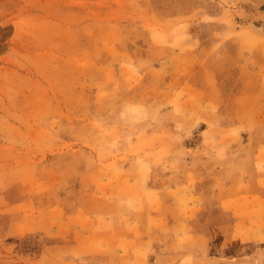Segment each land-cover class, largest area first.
Listing matches in <instances>:
<instances>
[{
    "label": "rangeland",
    "instance_id": "rangeland-1",
    "mask_svg": "<svg viewBox=\"0 0 264 264\" xmlns=\"http://www.w3.org/2000/svg\"><path fill=\"white\" fill-rule=\"evenodd\" d=\"M263 23L0 0V264H264Z\"/></svg>",
    "mask_w": 264,
    "mask_h": 264
},
{
    "label": "bare ground",
    "instance_id": "bare-ground-1",
    "mask_svg": "<svg viewBox=\"0 0 264 264\" xmlns=\"http://www.w3.org/2000/svg\"><path fill=\"white\" fill-rule=\"evenodd\" d=\"M261 22H259V24H260ZM263 25H264V23H263ZM254 26V25H253ZM259 26V25H258ZM243 27V26H242ZM260 27L262 28V24H261V26H259V27H254V29H253V31H250V32H252L255 36H257V37H259V38H261V39H263L264 40V35L261 33L263 30H261L260 29ZM247 28H248V26H247ZM251 28V27H250ZM253 28V27H252ZM255 29H260V30H258V31H261V32H255ZM262 29H264V26H263V28ZM250 30H252V29H250ZM260 33V34H259ZM264 33V32H263Z\"/></svg>",
    "mask_w": 264,
    "mask_h": 264
}]
</instances>
